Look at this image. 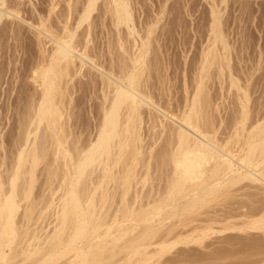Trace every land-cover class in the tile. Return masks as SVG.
<instances>
[{
    "label": "bare ground",
    "instance_id": "obj_1",
    "mask_svg": "<svg viewBox=\"0 0 264 264\" xmlns=\"http://www.w3.org/2000/svg\"><path fill=\"white\" fill-rule=\"evenodd\" d=\"M97 1L98 0H89L87 2L80 18L78 20L76 19L77 22L75 24L71 23L73 26L71 24L69 26L68 21L70 20V16H67L69 14L66 13L67 11H64L63 15H61L62 12L60 15L58 14L59 16L57 15L58 27L52 24L50 27H46L45 30L44 28L41 30L36 28L39 32V37L42 36L46 40L49 39L53 47L50 50H46L47 48L43 46V51L41 52L42 56L40 55L41 60L39 59V63L34 66L36 69H33L35 72L33 81L40 83L38 85L41 90L39 91L40 93L32 99L26 114L23 116L24 119L22 120V124H19L22 127H19L20 129L18 130L20 132V139H18L20 142L17 140L19 144L16 145L17 157L15 165L12 167L13 169L11 168V173H9V170L6 172V174H9L7 177H5V172H3L4 175L0 172V264H9L11 260H15V258L19 256H21L19 257V259L21 258L20 261L23 262L22 255L24 257V263L28 261L30 264H106L109 260H106V258H108V256L112 258L111 256L114 254L111 255V253H115L114 250H112V244L114 245L115 242L117 243V241L119 242L122 240V238L120 239L119 237H114L115 240H113V230L115 229L116 231V228L119 230L121 225L124 226L127 223L133 222L134 220L131 219V217L134 218L136 213L140 212L141 215L139 217L142 216V218H144V220H142L144 224H154V222L156 224L157 220L170 210L171 213L175 211L179 214L180 211L178 212L176 207L184 201V203H186V201L191 203L195 200L194 198H196L197 202L200 201L201 203L202 201L203 204L205 203L204 205H206L210 196L217 197L218 195H227L228 190L230 192L233 187L236 190V187H239L241 184H244L242 188L244 187L247 189L255 188L261 190V188L264 187V121L261 122L259 119L260 123L258 122L256 124L257 126H255L256 129L254 128L258 131V141L241 145L242 143L240 144L241 141L239 142L238 139L231 142L230 137L229 140H226L221 137V135L218 136L219 132L217 128H215L216 119L213 120L214 124L212 122L213 117L211 115L212 118L208 116L210 114L208 112L209 102H207L209 97H207L208 95L205 94L206 92H204L203 88L205 86L203 81L205 80L202 81L199 77H207L209 71L205 75L203 73L208 70V66L213 62L207 57L205 58L204 64L202 63L203 67H201V73L203 75H198L201 81L198 82L196 78V85L198 83L197 86L195 85L196 90H194V94L189 95L190 99L186 100V102L183 103L184 105L181 104V107L180 105L176 107L174 102H172L176 100V97L174 100L170 96V99H173H169L170 102L175 105L174 107L171 103L173 106V108H171L168 100L169 96H166L167 99L162 97L163 91L165 90L164 92H166L168 89H161L163 91L159 89L160 93H162L158 95V92L156 93V89L154 88L155 84L153 83V86L150 85L152 79L148 77L150 76L149 74L152 75V72L149 70L151 73L147 74L148 66L151 65L148 64L149 60L147 59L149 44H143L142 47H140V49L138 48L137 52L135 51L134 53L128 49V45L126 46V43L128 44L129 42H125L126 37H123L121 27L124 26V28L126 27L129 30V36H133L135 33V25L133 26L132 24V12L126 0H110V11L109 8L107 9L112 16L113 27L117 32L116 41H114L117 43V49L113 46V49L115 48L116 50H109L108 57H105V55L99 56L102 54L99 52V54H94V49L96 47L93 49L90 45L91 41L87 40L91 24L87 25V30L79 33L83 25L89 23ZM6 4V0H0V23H3L1 20L4 21L5 17L10 18V20H12V18H19L25 22V20L20 18L21 9L19 4L20 10L14 8L16 5H13V9L11 8L5 11L3 7ZM11 6L12 5H9L7 7ZM216 24L213 26V32L216 35L214 46L219 42L224 45L222 38L220 39L219 35H217L218 29ZM12 26L13 25L10 27L4 26V28H10L9 33H15L16 28H12ZM49 42L48 44H50ZM111 43L109 44L110 46L113 45V41ZM213 48L209 50L207 55L214 53ZM92 53L94 55L98 54V57L95 56L97 60L93 57L94 55H91ZM108 54H106V56ZM86 70H88V73L94 71V74H87ZM83 75L86 79L88 78V82H90L92 86L94 85L98 89L101 95L100 100H102L101 105L97 107L100 110H98L99 117L97 125H95L97 126L95 129L96 133L94 132L95 137L92 139V137H90L91 135L86 136L85 138H90H87L89 140H86L84 144L82 143L83 140L81 142V138L75 137L76 133L73 132L75 129L74 127L77 125L73 127L71 124L75 123L73 122L75 117L73 116L74 113L72 114L73 108H71V103L73 101V87H71V84L74 83L77 77H81L82 79ZM153 78L155 79V77ZM164 86L166 85L164 84ZM241 89L242 88L239 89V92L243 91ZM170 93H166V95H170ZM245 94L248 93L244 92L243 95ZM163 96H165V94ZM245 97L243 98L246 100L249 99L247 95ZM66 98H68V100H66ZM182 99L179 98L177 100ZM185 99L187 98L185 97ZM161 100L168 101L167 103H162L160 102ZM182 102H184V100ZM242 102L243 100L241 103ZM246 105H243L241 108L244 116L246 114ZM213 107H215V105ZM206 109H208V111ZM246 120L247 118L245 116L242 123ZM241 125L244 126L245 124ZM72 127L73 130H71ZM145 127H148V131ZM88 128L90 129V126ZM224 128L222 126L223 130H225ZM144 129L146 130L145 135L143 133L145 132ZM81 136H83V134ZM236 136L240 138L238 132L235 133V137ZM251 140L253 141V139ZM161 141L165 142L162 146L161 144L159 145ZM157 144L161 146L158 147V150L156 148ZM159 148H161L162 155ZM235 148L236 150H233ZM154 149L160 153L161 159L159 158V154V157L156 156L160 161L156 159L153 153ZM234 151H237L238 155L236 154L237 152L235 153ZM158 152H156V154ZM153 157H155V161ZM47 158L51 159L46 162L45 169L42 170L45 176H47L44 185L48 190L46 191L49 192V197L45 194L36 196L37 194L34 195L36 189L35 184L38 179V175L36 174L38 172H36V170H39L37 168L42 163H45L44 161ZM153 163H156L155 165L160 168L159 171L163 168L165 172L166 167L170 168L165 172L166 174L163 172L164 177H166L165 180L162 178L163 176H158L162 171L159 173L156 172L157 176L160 177L159 179L162 178L165 181L164 185L167 188H164V185V187H162L160 181L163 182V180L161 179L159 183L156 184L157 186L159 184L161 188H155L156 186H153L156 190L152 188L155 191V194L151 192L154 196L150 195V192H148L149 195H147V191L150 189L147 190L144 188L145 190H143L142 187L140 189H142L145 194H143L144 192L141 190V193L143 192L142 194L137 190L134 193L135 188L139 185L146 187V184H148L147 188H150L153 184H150V186L148 182H153V180L158 179V177L152 178L154 175L153 172H155L156 169L155 165L153 168L154 171L150 169L153 167ZM2 165L5 164L1 162L0 168ZM138 167L143 170L145 169L146 173L142 174V172L145 171H137L140 169ZM150 170L153 172L151 173ZM94 175H96V177H94ZM42 184L43 183H41V185ZM242 188L239 187L236 191L234 189L232 190L237 193ZM262 191L264 192V188L261 190L264 197ZM59 192H61V195L55 199L54 197H57ZM132 193H134V196L130 198L129 194L132 197ZM201 194L204 195H202V198L199 197ZM116 195H118V197ZM231 196L232 195H230V197ZM116 197L119 198L121 202L120 204L117 203L118 206L120 205V209L118 208L119 210L117 212L122 215V221L117 219L120 218V216L117 217L118 213L116 211H114L117 213L115 215L113 214L114 212H109L110 210L112 211L113 208H111L112 204L110 203L114 202L115 205H117L116 202H118V200L115 201ZM151 198H153V200ZM177 198L179 201H177ZM144 200L145 203L143 207H141L142 205L140 207L143 209L146 207L145 210L142 211L141 208V210H139L137 209L138 207H135L136 209L134 208V206H139V202L141 203ZM147 200H149V202ZM174 200H176V202H174ZM229 202L231 203V200ZM242 202H244V200ZM189 203H186L187 206ZM208 203L210 204V202ZM237 203L238 202H236V204ZM109 204L111 205V209L108 208ZM191 204L193 205V202ZM241 204L242 203L239 205ZM245 204L247 205L248 202ZM263 204L262 206H264ZM192 205L189 206L194 209V205L197 206V203L195 202V204ZM198 205L201 206L200 204ZM204 205H202L203 208L205 207ZM181 206L183 207L184 205ZM183 208L181 209V214L186 211L188 207L185 208L184 211ZM115 209L117 210V206L113 210ZM257 209L255 210L258 211L259 214L261 212L259 218L252 219L249 216L252 220H247L248 223L245 222L247 224L245 225L246 227H244L247 228V230H263L264 232V207H261L260 211ZM20 210L22 211L20 212ZM50 210L51 213L53 210V212H55L50 214L56 216L53 217L56 221L55 227H53V230H50L49 234L45 233L47 235L44 234L40 236L38 233L35 234L33 228L36 226L37 221L43 220L44 213L46 214L47 212L48 214ZM255 210L253 209V211ZM191 211L193 210L188 212L186 215L187 217L190 215L189 213H191ZM175 212L174 214L177 215ZM171 213L165 214L164 216L171 215ZM112 214L114 216H112ZM247 215L248 214H246V217H248ZM171 216H168V218L170 217L173 219L174 216ZM182 218L183 217H181V219ZM161 220L162 219H160V221ZM160 221L158 223H160ZM137 225L136 223L135 226ZM226 225L228 226L227 223ZM226 225L221 227V229H223L218 232L223 234L229 230L241 231L243 229L242 227H236V225H234V227L232 226L233 224H230V228ZM172 226H174V224ZM206 229L207 230L203 229L205 232L202 231V233H200L202 236L203 233H205L204 236H208L209 232L212 231L210 228ZM208 229H210L209 232H207ZM156 230L158 231V229L155 228V231ZM102 231H104V235L101 233ZM192 231H196V228ZM152 234H149L151 235L149 237L154 239L156 236L155 234L152 236ZM170 234H166L167 237H169ZM173 234H171L169 238L172 239ZM183 234L175 233V237L173 236L175 241L173 240L171 242L168 241L170 239H167L165 235L164 240L158 238L161 235L160 233V235L155 238L156 240L154 239L156 242H158V239L161 240H159L160 243L156 245L160 248L159 250L157 247L158 252L156 251V255L158 256V254H160L159 256H162L165 250L169 247L179 245L178 243H180V245L181 243H189L190 245L193 242L196 243L195 245H198L197 243L200 241L204 243V238L206 239V237L203 236V238L200 234L197 235H200L204 241H202L201 238L195 237V235H193L195 233L192 234L193 238L191 234H187L186 237H184L186 234ZM146 239L151 243L149 244L147 241L144 246H134L129 261L134 255L142 254L143 249L145 250L143 251L146 252L147 249L151 248L153 245L152 239L151 241L148 237ZM263 240L264 239L261 240V243L264 244ZM146 243H148V245H146ZM109 244H111L112 247H110ZM130 247H133V245H130ZM95 251L97 255L95 257L91 256V258L90 255H95ZM109 251L111 252L110 255L107 257L104 256L103 258L104 253ZM115 254H117V252ZM12 256H14V258H12ZM63 259H67V261L65 260V263H63ZM103 259H105L106 262ZM14 260L13 262H16V264L20 262L17 263V259L16 261Z\"/></svg>",
    "mask_w": 264,
    "mask_h": 264
},
{
    "label": "rangeland",
    "instance_id": "obj_2",
    "mask_svg": "<svg viewBox=\"0 0 264 264\" xmlns=\"http://www.w3.org/2000/svg\"><path fill=\"white\" fill-rule=\"evenodd\" d=\"M6 1L8 5L6 4L3 7V9L7 11L11 9L13 5H16V7L14 8H18V10L21 9L20 18L25 20V22H23L19 18L17 19L14 18L15 20L12 18V20H10V18L5 17L4 21L1 20L3 23H0V163L2 162L5 164V165H2V167L0 168V172L2 173V175H4L3 172H5V175H6L5 177L9 175L8 173L6 174V172L9 170V173H11L10 172L11 168L14 167L15 165V161L17 157L16 145L19 144L18 141L20 142V140H18L20 139V132L18 130L22 127L19 124H22V120L24 119L23 116L24 114H26L28 110L27 108H29L32 99L36 97L40 93L39 91L41 90V88H39L40 86L38 85L40 83L33 81L34 80L33 75L35 76V72L33 71V69L34 70L36 69V67L34 68V66H36L37 63H39V61L41 60V56H42L41 52L43 51L42 49L43 46L47 48V49L45 48L46 50H50L53 47V45L49 42V39L46 40L42 36L39 37L40 35L36 28H39L40 30L44 28L45 30L46 27H50L52 24L54 26H57V23H58L57 17L60 15L61 12H62L61 15H63L64 11H67L66 13L69 14L67 16H70L69 18L71 21L70 20L68 21L69 26L71 23L75 24L77 20L80 18V15L84 11L85 5L87 4L89 0H6ZM126 1L130 5V9L132 12V17H133L132 24L133 26L135 25L134 26L135 33L133 34V36L132 35L129 36L128 35L129 30L126 27L124 28V26H122L121 27L122 34H123V37L124 36L126 37V38L124 37L125 42L127 41L130 44H132L130 45L129 43L128 44L126 43V46L128 45L127 46L128 49L131 50L133 53L135 51L137 52V49L138 48L140 49V47H142L143 44L145 43L149 44L148 45L149 53H148L147 59L149 60L148 64H151V65L148 66L149 68L147 69L148 70L147 74L152 72V75L149 74L150 76L148 75L149 76L148 78L151 77L150 79H152L151 80L152 82L150 83V85L153 86V83L155 85L157 84L156 87L158 89L154 85V88L156 89L155 90L156 93L158 92L157 94L160 95L162 93V92L160 93V91H163L161 89H166V90L168 89L166 92H164L165 90L163 91L162 94L163 95L165 94V96L162 95V97L164 99H167L166 96H169L168 100L170 99V96L173 99L176 97L175 98L176 100L174 99L175 101H172V102H174L176 107H179L178 105H180L181 107L182 106L181 104L185 103L186 100L190 99L189 95L194 94L195 92L194 90H196L195 87L198 85V83L196 85V81H195L196 78L198 82L201 80L202 81L205 80L203 81V84H205L203 88H204V92H206L205 94L208 95L207 97H209L207 100V102H209V106H208L209 111L208 109L206 110L210 113L208 116L211 115L213 118L215 117L213 119L210 116L212 118V122L215 119L218 122L217 123L215 121L216 124L213 122L215 124V128H217V131L219 132L218 136L221 135V137H223L226 140L227 139L229 140V137H230L231 142H234L238 139L239 142L241 141L240 142V144L242 143L241 145H246L247 143L249 144L250 142L258 141L257 139L258 131L255 130L256 129L255 126H257L256 124L258 122L260 123V120L261 122L264 121V116H263L264 115V0H126ZM109 3H110V0H98L95 10L92 12V16H91L89 23H85V25H83V27L79 30V33L82 31L84 32L85 30H87V27H88L87 25L91 24L90 26L91 32L89 31V37L87 40L91 41L90 45L93 47V49L96 47L94 49L95 53L93 52L94 54L99 52V53H102L99 56L105 55V57L109 56L108 52L109 50L113 49V46L115 48L117 46L116 45L117 43L114 42L116 41L115 39L117 36L116 35L117 32L115 28L113 27L114 24L112 22L113 19H111L112 16L109 14L110 13L109 11L111 8ZM18 4L20 6V9H19ZM9 5H12V6L7 7ZM108 8H109V11L107 10ZM216 20L219 24L216 22ZM30 24L33 26H31ZM215 24L217 25V29H218L217 35H219L220 39L222 38L225 47L224 45L220 44V42L218 44L216 43V46H214L216 35L213 32V26ZM11 25H13L12 28H16L15 33H9L10 28L5 29L7 26L10 27ZM4 26L6 27L4 28ZM112 41H113V45L110 46L109 44ZM48 42L50 44H48ZM212 48L214 49L213 51L214 53L207 55L209 50ZM93 53L91 55H94ZM98 54L93 56L96 60H97ZM106 54L108 55L106 56ZM206 57L210 61L213 62L212 63L213 65L211 63H208V64H211L210 66H208L207 64V66L210 69L208 68V70L205 71L203 74L204 75L207 74L208 71L209 73L207 74V77L206 76L202 77L200 75L202 74L201 67H203V64H204L203 62ZM86 71L85 72L87 74H90V73L94 74V71L89 72V73H88V70ZM85 72H84V75H85ZM84 75L82 79L81 77H77L78 79L76 78L74 83L71 84V87H73V96H72L73 106L71 103V108H73L72 109L73 110L72 114L74 113L73 116L76 117V121H75V117H74V121L73 119L72 121L77 124L71 123L72 121L70 122L73 125V127L74 125L78 126V128L77 126L74 127L75 129L73 132L76 133V135H78L76 136L74 134L75 137H78L79 139L81 138L80 139L81 142L83 140L82 142L83 144L86 143V140H89L87 138L92 137L93 139L95 137V133H96L95 129L97 127L95 125H97V122H98L97 120L99 117L98 110H100L97 107H99L102 103V100H100L101 99L100 92L94 85L92 86V84L88 82V78L86 79L85 77L86 75L85 76ZM198 75L201 76L199 77L201 80L198 78ZM153 77H155V79ZM84 79H86L87 81ZM150 79H149V82H150ZM163 83L166 86H164ZM205 87H206V90H205ZM240 88H242L241 89L243 90L242 92L241 91L239 92ZM244 92L248 94L243 95ZM166 93H170V95H166ZM246 95H247V98H249L247 100L243 98ZM178 97L181 99L183 98V99L177 100L179 99ZM185 97L187 99H185ZM172 98L170 100H173ZM66 100H68V98H66ZM168 100H165V101L161 100L160 102L167 103ZM183 100L184 102H182ZM240 100L241 101L243 100L242 102L243 104L241 103ZM172 102H170L171 108H173V106L175 107V105ZM171 103L173 104V106L171 105ZM214 105L215 107H213ZM243 105H246L245 116L247 120L242 123L243 118L245 117L243 115V110L241 109ZM218 109L221 110L222 112L219 111ZM211 110H212V113H211ZM242 115H243V118H242ZM238 116H239V119H238ZM219 118H222V119H219ZM240 123L243 125L245 124L246 126L245 125L242 126ZM89 126H90V129L88 128ZM222 126L223 128L226 126L224 128L226 132L225 130L222 129ZM73 127L71 130H73ZM146 130L148 131V127L146 128ZM146 130L144 129L145 131L143 132L144 135L146 133ZM234 131L240 134V138L237 136L235 137L236 132ZM82 134L83 136H81ZM89 135L91 136L85 138L86 136H89ZM251 139H253V141ZM16 141H17V144H16ZM164 143L165 142L161 141L159 142V145L161 144L162 146V144ZM156 146H157L156 147L157 150H158V147H161V146H158V144ZM160 149L161 148H159V150ZM233 150H236V148ZM156 152L158 151H155L154 149L153 153L155 154V157L156 156L159 157L161 150H160V153L158 152L156 154ZM234 152L236 153L237 151H234ZM236 154L238 155V152ZM161 155L159 157L160 159H161ZM155 157H153L154 161L157 159V157L156 159ZM50 159L47 158L44 161L45 163H42L37 168L39 170L38 171L36 170V172H38L36 173L38 175L37 177L38 179H37V183L35 184L36 189L34 191V195L37 194L36 196L38 195L42 196L45 194L46 196L49 197L48 195L49 192H47L48 190L46 186L44 185L45 180H47L46 178L47 176H45V174L43 173L44 172L43 170L45 169L46 162ZM160 159L158 161H160ZM155 164L156 163H153V167H151L150 169H153ZM155 168L157 169V171L155 169V172H153L154 169L153 171L150 170V172L151 173L153 172L154 174L153 175L154 177L152 176V178L163 176L162 178L165 180L166 177H164V174H163L164 169L162 168L163 170L161 169L159 171L160 168H158V166L156 165H155ZM168 168L166 167L165 172L170 169ZM141 169L142 168L138 169L137 171H145V169L144 170L143 169L141 170ZM156 172L157 173L161 172L163 175L159 173V175L157 176ZM144 173H146V171L142 172V174ZM94 177H96V175H94ZM160 177H158V179ZM158 179L157 180L152 179L153 182L151 181L148 182L149 185L153 184L152 186L150 185L151 186L150 188L149 187L147 188L148 184H146V187L139 185L140 187L138 186L139 187L138 188L136 186L137 188H135L134 193L136 192V190L141 193V191L145 189L147 190L150 189L147 191V193L154 192L155 194L154 190L156 189H154L153 186L154 187L156 186L155 188L157 187L161 188L159 184L158 186L156 185L161 180V179L159 180ZM164 180L163 182L160 181L161 182L160 184L162 185V187L165 186ZM41 183L43 184L41 185ZM242 185L244 184H241L239 187L242 188ZM141 187L143 190L140 189ZM239 187L237 186L236 188L239 189ZM164 188H167V187L165 186ZM263 188H261V190ZM232 189H234V187ZM232 189L230 190V192L228 190L227 195L225 194L227 198L225 195H221V196L218 195L217 197L207 196L209 197L208 202H210V204L207 202L206 205H204L205 203L203 204L202 201L201 203L200 201L197 202L196 198H194L196 201L195 200L192 201L193 205L195 204V202L197 203V206L194 205V209H192V207L189 206V205H192L191 201H190L191 203H189V201H186V203L187 202L189 203L188 206L186 203H184L185 202L184 201L178 207H176L178 209V212L179 211L181 212V209L183 207H184L183 211L185 210V208L188 207L191 209L187 208L186 211L193 210L191 211L193 215L189 213L190 215H188L187 217L186 215L188 214L189 211L188 212L184 211L186 213L182 212V214L179 212L178 214L174 211L175 210L174 209L173 211L177 215L181 214L180 216H177L174 214L173 211H172L173 213H171V210H170L168 211V213L166 212L165 214L171 213V215L174 216V218L172 219L169 217L170 218L169 219L168 216H171V215L164 216L165 215L164 214L163 217L165 218L160 217L158 220L159 221L160 219L162 220L160 221V223H158L159 222L158 220L156 224L154 222L155 226L153 223L144 224V222H142L144 218H142V216L139 217L141 214L139 211H137L139 213H136L134 218L131 217V219L134 220L133 222L127 223L124 226L121 225V228H120L121 230L120 229L118 230V228H116L117 229L116 231L115 229L113 230L112 232L114 234V235L112 234L113 238L119 237L120 239L122 238V240L118 239L121 242L120 241L119 242L117 241V243L115 242L114 244L115 246L112 244L114 248V249L112 248V250H114L115 253L117 252V254L111 253L110 251L106 252L107 254L104 253L103 258L104 256L107 257L108 255H110V253L111 255L114 254L115 256L114 255L111 256L112 258L108 256V258H106V260L109 259L108 263L105 261V259L103 260L106 262V264H264V244L261 243L262 242L261 240L264 239L263 230L261 231L252 230L253 231L252 232L251 230L249 229L247 230V228H245L246 227L245 225L248 223L247 220L251 221L252 219H255V218L257 219V217L259 218V216L261 215V212L259 214V212L256 211L255 209L259 207L258 209L260 211V208L264 207L262 206V204L264 203V200H263L264 197L260 189L259 191L255 188L247 189L243 187L242 188L243 190L240 189V191L242 190L241 192L244 194H242L240 191L235 193L234 192L235 189L234 190ZM44 192H47V193H44ZM60 193L61 192H59L57 197H54V198L55 199L58 198L61 195ZM134 193H132V197L129 194L130 198H133ZM143 194H145V192ZM154 194L151 193L150 195L154 196ZM147 195H149V193ZM202 195L203 194H201L199 197L202 198L204 196ZM230 195H232L231 197L233 199L230 197ZM116 196L118 197V195ZM117 197L115 201L118 200V202H116V204L117 203L120 204L121 203L120 199ZM178 198H181V197H178ZM259 198H262V199H259ZM151 199L153 200V198ZM176 200H174V202H176ZM230 200H231V203L229 202ZM243 200L244 202H242ZM147 201L149 202V200ZM177 201H179V199ZM236 202H238L237 203L238 205L236 204ZM247 202L248 204L246 205L245 203ZM144 203H145V200L142 201L141 203L139 202L138 204L139 206H134V208L138 207L137 209L139 210L142 209L143 211L146 209V207H144V209L141 208L143 207ZM240 203L242 204L239 205ZM255 203H258V204H255ZM110 204H112V206ZM110 204L108 208H110V206L111 208L113 207L112 211L110 210L111 208L109 209L110 213L114 211L117 212L120 209V205L119 206L118 204L115 205L114 202ZM198 204H200L201 206H199ZM181 205H184V206L182 207ZM202 205H204L205 207L203 208ZM116 206H117V210L116 209L113 210L114 208H116ZM226 206H229V207H226ZM252 207H255V208H252ZM253 209L255 211H253ZM231 210L232 211L234 210V211L232 212ZM21 211L22 210H20V212ZM53 211L52 213H55ZM109 212H108V216L110 218ZM116 212H114L113 214L115 215L118 213ZM52 213H51V210H50V213L48 211V214L47 212L46 214L44 213L43 217L45 219L43 218V220L41 219V221L39 220L37 221L36 226H34L33 228L35 230V234L38 233V235L40 234L41 236V235H44L45 233L49 234L50 230H53V227H55L56 225L55 224L56 221L54 220L55 218L53 217H56V216L50 215ZM242 213H245V214H242ZM113 214L112 216H114ZM246 214H248L247 215L248 217H246ZM191 215H192V218H191ZM251 215H254V216H251ZM119 216L120 218H117V219L119 221H122L121 219L122 215L120 213L117 214V217ZM249 216L252 219L249 218ZM181 217H183L184 219L183 218L181 219ZM229 220L232 221L233 223L230 222ZM136 223L138 224L137 226H135ZM226 223L228 224V226L226 225ZM173 224L174 226H172ZM230 224L231 225L233 224L232 226L236 225V227L237 226L242 227L243 229L241 231L239 230L230 231L229 230L228 232L227 231L225 232L226 234L225 233L222 234L218 232L222 230L223 228L221 229V227L225 225L230 228L231 227ZM175 226L176 228L178 227L177 228L178 231L177 230L175 231L176 229ZM155 228L158 229V231L157 230L155 231ZM195 228H196V231H192V230H195ZM206 228H210L212 229V231L209 232L210 229H208L207 232H209V235L206 232L208 236H204L205 233H203V236L206 237L205 239L200 233H202V231L205 232L204 230H207ZM166 230H167V233H166ZM163 231L165 232V234ZM170 231H171V234L173 233L183 234L184 232L183 235L186 234L184 237H186L187 234L189 235L191 234L192 236V234L195 233L193 234L195 235V237L201 238L202 236L205 241L203 240V238H201V240L204 241V243L200 241L199 243H197L198 245H195L196 243H193V242L192 243L194 245L191 242L190 243L192 245L191 244L189 245V243H186V244L181 243L180 245V243H178L179 245H176L174 247H169L167 250H165L162 256H159L160 254L158 253H157L158 254L157 256L156 251L158 250L159 247L156 245L157 243H160L159 242L160 239H158V242H156L155 238H157L161 233L160 237L158 238H161V240H164V235H165L166 238L168 239L171 236ZM103 232L104 231H102L101 233ZM152 233L155 234L156 236L155 238L153 237L155 240L149 237L151 236L149 234H152ZM168 233L170 234L169 237H167L166 235ZM104 234L105 233H103V235ZM153 234L152 236H154ZM174 234L173 236L175 237ZM197 234H200L201 236ZM145 236H147L150 239V241L152 239L153 245L151 244L152 245L151 248L147 249L146 252H144L145 250L143 249L144 251L142 250V254L134 255L133 258L129 261L130 257L132 256L131 252L133 251L134 246L135 247H137L138 245L144 246L145 242L148 241L146 239L147 237ZM173 236H172V239L169 238L170 240L168 241H171V242L173 240L175 241V238ZM115 238L113 240H115ZM143 241H144V244H143ZM148 243L150 244L151 242L148 241ZM148 243H146V245H148ZM199 244L200 245L202 244V245L200 246ZM130 245L131 246L133 245V247H130ZM109 246L112 247L111 244H109ZM96 255H97V252L95 253V255L94 254L90 255V257L91 256L95 257ZM19 257L18 258L16 257L15 260L14 259L13 260L16 261L17 259V263H18L21 260V258L19 259ZM12 258H14V256H12ZM22 258H23L22 260L23 262L20 261L18 264H22V263L30 264V262L28 261H25L24 263L23 255H22ZM13 260H11L9 264H14V263L16 264V262H13ZM65 260L67 261V259ZM65 260L63 259L62 262L65 263Z\"/></svg>",
    "mask_w": 264,
    "mask_h": 264
}]
</instances>
